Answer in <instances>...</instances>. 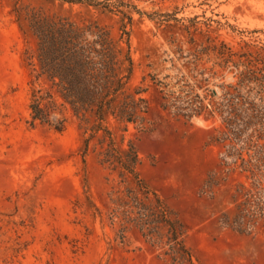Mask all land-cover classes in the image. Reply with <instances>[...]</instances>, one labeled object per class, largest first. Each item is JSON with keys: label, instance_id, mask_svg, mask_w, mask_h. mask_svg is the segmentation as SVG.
Here are the masks:
<instances>
[{"label": "rangeland", "instance_id": "rangeland-1", "mask_svg": "<svg viewBox=\"0 0 264 264\" xmlns=\"http://www.w3.org/2000/svg\"><path fill=\"white\" fill-rule=\"evenodd\" d=\"M72 1L0 0V264H172L169 226L138 222L158 202L194 264H264V222L250 234L223 222L232 224L252 181L222 165L219 123L163 111V88L152 80L217 100L236 71L211 76L207 57L197 67L194 57L226 45L264 59V0ZM33 14L97 25L116 42L123 37L125 52L129 39L131 88L148 87L144 124L110 118L102 128L112 138L95 133L89 116H69L63 132L33 126L31 93L45 86L28 60ZM111 140L136 150V177L102 164Z\"/></svg>", "mask_w": 264, "mask_h": 264}, {"label": "trees", "instance_id": "trees-1", "mask_svg": "<svg viewBox=\"0 0 264 264\" xmlns=\"http://www.w3.org/2000/svg\"><path fill=\"white\" fill-rule=\"evenodd\" d=\"M109 1L105 3V9L113 6ZM72 2L82 3V0ZM118 12L127 17L123 11ZM128 20L131 24L132 18L128 17ZM30 28L35 46L28 60L36 73V81L45 84L33 88L31 93L33 126L40 123L63 132L69 116L81 120L89 116L99 123L95 133L104 130L112 138L111 133L102 128L110 118L127 124H144V115L149 111L148 100L144 97L148 87L131 88L134 62L129 39L125 52L121 46L123 37L120 43L116 42L107 30L97 25L80 26L66 18L39 14L30 18ZM123 31V36L129 35ZM205 57L207 63H212L209 68L211 76L230 66L236 71V81L222 84L223 91L217 100L214 99L215 92H212L211 100L194 95L193 86L188 84L184 86H189L190 90L181 87L177 92L165 91L169 85L157 83L155 78L153 84L163 88L160 91L164 93L163 111L188 120L203 116L219 123L215 143L223 150L222 165L233 171L239 170L252 181V190L238 205L232 224L226 217L223 222L240 233L250 234L261 221L264 222V59L248 53L238 55L222 45L200 50L194 57L196 67ZM206 71L208 69L198 75L204 77ZM209 78L198 80L195 85ZM145 82L146 78H143L142 83ZM101 155L102 164L118 165L123 171L137 176L140 160L133 147L120 151L111 140L109 148ZM138 222L141 228L153 224L169 226L172 264H194L192 255L179 240L175 223L169 220V213L161 203H157L154 211L143 213Z\"/></svg>", "mask_w": 264, "mask_h": 264}]
</instances>
